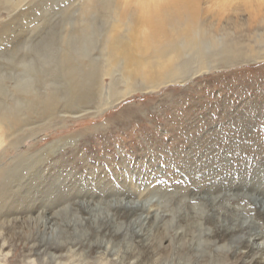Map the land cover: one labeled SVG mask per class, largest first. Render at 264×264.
Instances as JSON below:
<instances>
[{
    "label": "rangeland",
    "instance_id": "1",
    "mask_svg": "<svg viewBox=\"0 0 264 264\" xmlns=\"http://www.w3.org/2000/svg\"><path fill=\"white\" fill-rule=\"evenodd\" d=\"M126 1L0 0V60L15 66L20 57L28 56L38 34L45 35L48 27L57 28L71 15L77 36L91 33L87 40L93 42L92 52L80 66L90 73L88 84L95 86L89 103L70 105L43 96L32 102L33 95L16 92V72L22 68L0 69L7 75L0 79L4 78L0 88L6 109L0 125V264H204L188 258L184 243L171 251L166 244L158 247L155 235L141 242L136 218L130 222L121 215L116 225L102 223L101 217L116 213L111 202L160 203L171 216L166 236L177 242V216L190 206L206 215V200L219 195L233 199L219 203L243 208L235 216L253 218L264 235V209L257 202L264 200V0L202 3L195 24L199 42L210 45L201 51L208 71L186 83L150 91L142 84V65L158 56L139 47L138 39L153 41L145 24L134 35L136 22L123 18L121 9L140 15V1ZM124 2L132 5L125 8ZM112 5L119 7L121 19H111ZM59 11L62 14L56 16ZM113 28L132 45L139 67H131L136 70L134 91L124 85L126 66L108 75L103 64L98 40ZM59 39L63 41L62 29ZM186 57L185 64L180 63L185 75L196 68L191 55ZM17 99L35 106L19 108ZM101 99L111 105L100 108ZM82 105L91 112L72 116L86 109ZM17 165L18 172L8 180L9 170ZM55 197L59 202L49 205ZM77 199L99 204L95 226L80 221L83 214L72 202ZM66 204L74 209L62 210L55 236L43 239L44 214ZM221 210L223 220L232 215L227 208ZM200 221L214 230V217ZM216 237L214 256L219 264H244L241 256L227 252L228 234Z\"/></svg>",
    "mask_w": 264,
    "mask_h": 264
},
{
    "label": "bare ground",
    "instance_id": "2",
    "mask_svg": "<svg viewBox=\"0 0 264 264\" xmlns=\"http://www.w3.org/2000/svg\"><path fill=\"white\" fill-rule=\"evenodd\" d=\"M55 1L66 2L67 0H54V2ZM139 1V7H141L140 15H136L135 17V14H132L130 12V9L121 10L123 11L124 19H129L130 17H132L136 22L137 26L135 25L133 26L134 28H131L134 32V35L138 33L139 30L142 29V25L145 24L144 26L148 28L151 33L150 38L153 39V41H150V44L142 43V41L138 39V44L141 50H151L158 56V60L153 62L151 60H148L147 62L145 61V65H142V77L144 74V70L146 74L142 82L143 86H145V89H148L150 91L160 86L169 85L171 83H186L189 80L191 81V79H193L194 77L208 71V68L206 67L207 60L204 57H201L203 55L201 54V51L206 52V49L210 45L208 43L202 42V39L199 42V34L195 23L199 19V16L201 14V6L203 5L202 3L206 5L208 4V2H213V0ZM221 1L229 3V0ZM126 2H124L125 8H130L132 4ZM246 2L248 3V0H246ZM114 5H112L114 8H111V10L109 11L111 19H121V14L117 13L119 7H117V5ZM54 12L56 11H53V13ZM60 14L62 13H60L59 11L56 13V16H60ZM60 19L57 22H59ZM40 21L43 22L42 20ZM74 24V19H72L71 15H69L68 18L63 19V24L56 25L57 28H55V25L54 27L50 26V28L46 27L48 30L45 31V35L41 33L38 34L37 32V42L35 41L36 43L34 44H31L32 42H30L32 46H30L31 49L27 54L28 56H22L20 58L17 57L16 59H19L15 62V66L11 65L10 67L7 64L8 61H6L5 59L0 60V69L6 72H10V70H17V67L22 68L19 72H16L17 76H19L17 77V79L20 78V81L18 83L16 82L15 84L16 92H19L22 95H33V97L29 99L32 102H35L43 96V98L53 97V100L55 99L56 101H69L70 105L77 103H89L91 99L89 97L91 95L90 91L94 89L95 86L92 84H88L90 73L86 70L85 71L87 73L84 72L83 67L80 66V62L82 61V59L88 58V56L90 58L92 52V50H90V47L93 42L87 40L88 37L91 36V33H88L82 37L77 36L75 34L77 33V31ZM61 29L63 34L62 42L59 39V33ZM93 31L95 30L92 29L91 32ZM106 33V36L102 38V42H99L98 40V43L100 47H102L101 57L103 59V64L106 67L107 74H112L113 69L119 67L120 65L124 67L126 66L127 68L124 74V85L126 86V89L129 90V92L134 91L133 85L135 84L134 82L136 77V70L134 72L131 67H138V65L137 60L131 55L132 45L130 42L124 40L123 37L120 36L121 34L119 33L118 28H113L111 29V31ZM33 39L34 38H32V40ZM24 43H26V41ZM218 44V42L214 43V45ZM25 46L28 47V45L26 44ZM165 51V55L167 54L168 58H165V56L163 57V53ZM188 55H191L190 61H192L196 68H194L192 73H188L187 75H185L187 72L183 73V66L185 64V60L187 59L186 56ZM59 56L60 60H58ZM12 57L14 56L11 55L10 58ZM181 62H183L184 64H180ZM6 76L7 75L5 72L0 71V79ZM15 79L16 78H14V76H11L9 80L15 81ZM3 80L4 78L0 80V84ZM45 94H47L48 96H45ZM103 94L107 96V94H105L104 92ZM3 97V90L0 88L1 126H3V119L5 118L6 114V109L2 108V102L3 100H5V98L3 99ZM22 102L24 101L17 99L15 105L20 106L19 108H24L26 110L29 107L34 108L35 106H28L30 104V101H27L25 104H23ZM98 102L100 103V108H107L109 105H111L107 99H101ZM82 107L85 106L82 105ZM90 112L91 111L86 108L77 111V113H72L71 115L80 116L82 114L84 115ZM18 169L19 165L9 170V177L7 179L10 180L13 175L18 172ZM61 197L63 198V196ZM65 198L66 197L62 199L63 202L66 201L64 200ZM58 200L59 197H55V199L51 200L52 202L49 205H55ZM219 200H226L228 202L231 200V203H233V199L229 200V198H222L218 195L206 200V205L208 208L206 215L200 216V214L194 209L193 206H190L189 208L187 207L184 212L180 213L177 216L176 228L173 229V237H175L177 242L171 240L170 238H167L166 236V226L169 223L167 218L171 216L168 212H166L167 210L162 209L164 207L160 206V203L146 204L144 201H138L135 203L122 204L111 202L110 208L112 209V211L114 209L116 213L101 217V222L113 223L114 225H116L119 220H122V218L120 217L121 215L123 216L124 220L130 222L134 218H136L138 222L137 226L135 227V231L137 237H139L141 242H145L155 235L157 236L158 240L157 246L161 248L163 247V244H166V247L169 250L171 249V251L179 247L181 243H184V253L189 256L188 258H192L195 262L202 261L204 262V264H219L217 262V258H215L214 256L219 241V239L216 237V234L225 233L229 236V238L226 239V242L228 243V249L226 250L230 255L241 256L242 263L244 264H264V235L261 232L262 227L258 226V222L256 223L255 220L253 218H249V216L248 218H237L235 215L241 214L240 211L241 209H243L237 206V204L230 205L222 203L221 201L219 203ZM104 201H106L105 203L108 204L107 200ZM72 202L75 203L74 205H76L75 210H77V208H80V212H82L83 214V220L79 219L82 223H88L94 226L98 223L97 217L99 216L98 214L101 211L98 206L99 204L96 205V203L90 201L89 199H81V201L77 199L76 201L74 200ZM257 202H259L264 209V200L261 202ZM68 207L70 209L69 211H71V209H74L70 204H66L62 209H59L55 212L49 211L44 214L45 218L43 216V222L40 221L43 223V239H51L55 236L53 232L59 227V220L60 222L62 221L60 212H62V210H66ZM225 208L231 210L230 212L232 213V215L228 213L229 211L226 212L230 216H227V218L223 220L220 217L222 213H224V210L221 209ZM219 210L222 211V213H220L221 215L218 213ZM208 215L214 217L216 220L214 222L213 231L210 228L205 229L204 227H202L201 221L199 222V220L205 219V217ZM181 221L184 222L183 225L180 224ZM205 237L206 239L204 240L203 238ZM178 250H180V248L177 249V251Z\"/></svg>",
    "mask_w": 264,
    "mask_h": 264
}]
</instances>
